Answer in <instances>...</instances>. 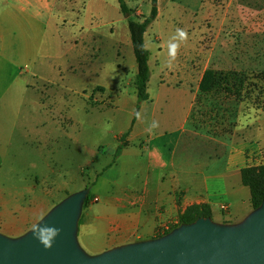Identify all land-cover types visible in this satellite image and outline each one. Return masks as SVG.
<instances>
[{
  "label": "rangeland",
  "instance_id": "obj_1",
  "mask_svg": "<svg viewBox=\"0 0 264 264\" xmlns=\"http://www.w3.org/2000/svg\"><path fill=\"white\" fill-rule=\"evenodd\" d=\"M59 1L58 24L41 19L32 31L20 16L23 26L9 29L14 36L18 28L30 33L19 47L0 48V236L10 239L5 234L24 218L30 233L71 196L82 195L81 209L90 207L98 195L103 199L107 179L124 183L123 174L103 168L113 162L117 143L121 149L127 145L133 118L136 143L146 140L139 136L154 120L155 129L171 135L191 93L195 101L206 68L245 73L248 94L232 134H214V123L198 130L188 123L187 137L194 141L187 150L196 162L210 161L213 173L225 171L226 164L232 188L229 201L212 205L213 225L229 224L252 209L240 171L264 164V0H158V18L145 36L151 99L141 104L128 22L118 0ZM126 2L137 15L151 14L152 0ZM177 28L187 38L172 59L168 44ZM175 79L178 87L170 84ZM89 195L94 200L86 205ZM221 204L228 212L216 209Z\"/></svg>",
  "mask_w": 264,
  "mask_h": 264
},
{
  "label": "crops",
  "instance_id": "obj_2",
  "mask_svg": "<svg viewBox=\"0 0 264 264\" xmlns=\"http://www.w3.org/2000/svg\"><path fill=\"white\" fill-rule=\"evenodd\" d=\"M59 2L0 0V48L19 47L25 40V35L30 33L26 27L21 30L18 28V35L14 36L13 28L9 29V25H19L20 16L22 20L27 21L32 31L36 22L41 19L48 25L52 20L58 24L56 9ZM20 26H23V22ZM61 26L63 27L62 22ZM206 70L207 68L201 78ZM183 78L186 80V76ZM160 80V84H164L163 79ZM180 82L175 79L170 84L178 87ZM150 99L149 94L148 100ZM192 101L191 93L184 119L171 135L166 129L148 131L147 128L143 129L142 136H139L146 137V140L136 143L133 141L136 135V118H133L134 123L126 139L127 145L115 162L113 159L111 164L103 168L104 172L116 171L119 175L123 174L124 183L116 178L107 179L109 187L103 199L98 195L97 203H91L90 207L81 209L83 213L80 212L77 221L75 238L78 248L86 256L94 258L128 246L160 240L171 234L176 227H181L173 228V224L177 223L178 217L188 207L194 204L212 206L218 201H229L228 194L232 187L228 183L226 164L225 171L213 173L208 168V164L211 167L210 161L208 164L203 161L196 162L187 150L190 142L194 141L187 137L189 116L194 104ZM118 148L117 143L113 157ZM229 206L231 208V204ZM95 207L98 209H94ZM251 212L253 210L247 208L245 214L228 220L229 224L217 225L239 227L248 220ZM18 221L14 230L5 234L12 240H19L28 233L25 231V225L29 221L25 218ZM169 227L172 228L171 231L166 232Z\"/></svg>",
  "mask_w": 264,
  "mask_h": 264
},
{
  "label": "water",
  "instance_id": "obj_3",
  "mask_svg": "<svg viewBox=\"0 0 264 264\" xmlns=\"http://www.w3.org/2000/svg\"><path fill=\"white\" fill-rule=\"evenodd\" d=\"M82 200V195L71 196L41 222L60 229L51 248L36 240L33 231L19 240L0 236V264H264V206L239 227L200 219L160 240L92 258L75 238Z\"/></svg>",
  "mask_w": 264,
  "mask_h": 264
},
{
  "label": "trees",
  "instance_id": "obj_4",
  "mask_svg": "<svg viewBox=\"0 0 264 264\" xmlns=\"http://www.w3.org/2000/svg\"><path fill=\"white\" fill-rule=\"evenodd\" d=\"M121 13L127 18L133 52L137 63L134 86L139 104L149 99L148 87L151 78V53L146 46L145 36L159 15L158 0H152L149 16L137 15L126 0H118ZM248 76L238 71H218L207 69L198 86L189 123L198 130L206 124H215L214 134H232L238 124L239 107L247 98ZM202 120V122L200 121ZM208 121L207 123H205ZM134 123V121L132 122ZM129 134V133H128ZM128 134H125L127 137ZM119 147L114 162L121 154ZM242 184L250 190V202L253 211L264 206V164L246 166L240 171ZM94 197L88 196L86 205ZM213 208L210 204H194L188 207L177 219V226H190L200 219H212Z\"/></svg>",
  "mask_w": 264,
  "mask_h": 264
},
{
  "label": "clouds",
  "instance_id": "obj_5",
  "mask_svg": "<svg viewBox=\"0 0 264 264\" xmlns=\"http://www.w3.org/2000/svg\"><path fill=\"white\" fill-rule=\"evenodd\" d=\"M187 38V33L180 28H177L176 34L173 35L168 44V54L174 59L177 55V50L180 47V41ZM158 127L157 121H152L148 131ZM33 235L45 248H51L55 239L60 235V229L52 226H48L42 223H34L32 225Z\"/></svg>",
  "mask_w": 264,
  "mask_h": 264
},
{
  "label": "built area",
  "instance_id": "obj_6",
  "mask_svg": "<svg viewBox=\"0 0 264 264\" xmlns=\"http://www.w3.org/2000/svg\"><path fill=\"white\" fill-rule=\"evenodd\" d=\"M216 209H217V210H220V211H222V212H228L229 207H228L227 205H225V204H221V205H218V206L216 207ZM216 209H215V210H216ZM176 226H177V223H176V224H173V228L176 227ZM171 229H172L171 227L167 228V229H166V232H167V231H171Z\"/></svg>",
  "mask_w": 264,
  "mask_h": 264
}]
</instances>
